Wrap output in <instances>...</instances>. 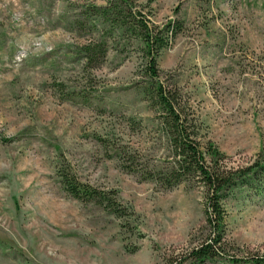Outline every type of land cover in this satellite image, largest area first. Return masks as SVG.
<instances>
[{"label": "rangeland", "instance_id": "1", "mask_svg": "<svg viewBox=\"0 0 264 264\" xmlns=\"http://www.w3.org/2000/svg\"><path fill=\"white\" fill-rule=\"evenodd\" d=\"M126 1L151 28L180 26L156 68L201 140L234 168L263 159L264 0ZM104 5L0 0V264H168L205 238L201 189L145 179L166 159L142 93L147 54L87 14ZM93 42L101 52L87 62ZM59 173L114 193L124 213L71 198ZM223 207L227 246L207 264L264 259V190H233Z\"/></svg>", "mask_w": 264, "mask_h": 264}, {"label": "trees", "instance_id": "2", "mask_svg": "<svg viewBox=\"0 0 264 264\" xmlns=\"http://www.w3.org/2000/svg\"><path fill=\"white\" fill-rule=\"evenodd\" d=\"M126 4V0H106L104 6L89 7L87 14L95 17L102 28L115 30L121 36H130L146 51L150 80L143 87L142 93L157 114V129L166 145V159L162 164L146 168L145 179L165 190L184 183L197 187L202 190L205 201V220L201 228L205 232L204 240L188 250L180 260L173 259L168 264H207L219 257L227 246L223 201L236 189H246L256 194L264 190V158L250 166L234 168L228 165L227 157L210 141L201 140L200 126L193 114L186 112L180 93L175 88L167 89L163 86L156 68L159 52L168 47L179 33L180 26L168 24L159 30L151 28L147 22L137 20L135 13ZM72 21L75 26L88 23L86 17H77ZM101 47L100 42H93L83 46L81 52L88 62L92 56L101 52ZM122 155L134 163L132 152L122 151ZM122 169L128 173L135 171L124 165ZM59 178L64 191L71 198L101 205L117 217L124 213L118 208L114 193L99 191L65 173H59ZM230 262L239 261L231 258ZM248 262L264 264V259L251 258Z\"/></svg>", "mask_w": 264, "mask_h": 264}]
</instances>
